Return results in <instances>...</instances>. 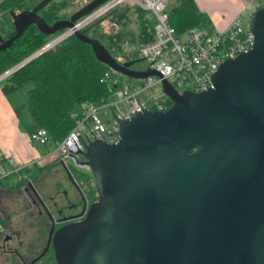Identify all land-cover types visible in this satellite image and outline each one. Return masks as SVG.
<instances>
[{
    "label": "water",
    "instance_id": "water-1",
    "mask_svg": "<svg viewBox=\"0 0 264 264\" xmlns=\"http://www.w3.org/2000/svg\"><path fill=\"white\" fill-rule=\"evenodd\" d=\"M50 1L8 11L13 34H0V50L29 25L51 35L105 0L48 24L38 11ZM115 11L73 36L125 78L156 75L131 68L142 58L117 62L86 35ZM247 26L251 47L218 65L212 88L177 92L162 80L165 110L122 119L117 139L87 141L75 153L81 161L71 154L89 170L97 201L78 226L54 231L56 264H264V8Z\"/></svg>",
    "mask_w": 264,
    "mask_h": 264
},
{
    "label": "trees",
    "instance_id": "trees-1",
    "mask_svg": "<svg viewBox=\"0 0 264 264\" xmlns=\"http://www.w3.org/2000/svg\"><path fill=\"white\" fill-rule=\"evenodd\" d=\"M87 1L52 0L38 11V14L45 22L51 24L56 20L67 18L73 10ZM34 2L35 0H0V13L29 9ZM65 7H67L66 10H62ZM69 8L72 9L68 11ZM123 9L121 11L117 9L111 16L86 32L88 37L97 39L117 62L130 60L128 56L131 52L123 49L122 43L135 41L137 43L134 49L136 54L137 47L152 38L151 19L143 17L138 9L131 7ZM166 10L168 22L176 35L193 26L210 29L209 18L197 8L193 0H172V4L170 2L166 6ZM127 11H130V14L134 16V32L116 29L117 23H126ZM105 21L106 23L97 32L98 34L92 33L95 26ZM1 24L3 25V23ZM106 24H109L110 27L105 26ZM0 34L4 39L10 37L13 34L11 24L3 25ZM50 36L40 33L34 25H29L7 48L0 50V74L12 69ZM109 75L117 78V82L124 77L96 60L89 45L72 35L5 75L0 80V90L7 95L23 88L30 121L34 122L36 127L44 128L48 133L49 140L53 142L64 137L69 131L75 117L73 113L77 107L90 102H98L108 95L114 86L108 83ZM23 171H28V169L25 167L17 169L15 171L17 177L15 180L13 178L11 183L0 180V189L20 190L23 182L20 173ZM24 204L25 202L21 205L26 210L25 219L30 224L36 220V236L39 238L44 230L42 220L37 217L34 220V217L29 215L28 207ZM4 223L5 221L3 222V218L0 217V226ZM27 226L29 227V225ZM28 250L26 249V254L32 249L29 252Z\"/></svg>",
    "mask_w": 264,
    "mask_h": 264
},
{
    "label": "built area",
    "instance_id": "built-area-1",
    "mask_svg": "<svg viewBox=\"0 0 264 264\" xmlns=\"http://www.w3.org/2000/svg\"><path fill=\"white\" fill-rule=\"evenodd\" d=\"M249 2L253 10L264 8V0H249ZM167 3L168 0H105L74 20L70 27L51 34L43 44L12 69L0 74L1 80L31 58L53 48L65 38L90 26L112 10H117L119 5L148 11L152 15V38L138 46L136 54L146 62V68L143 70L150 69L157 74L141 79L123 77L119 82L117 78L109 75L108 83L114 86L108 95L98 102L77 107L71 128L64 137L52 142V149L44 154V158L71 159V154L82 149L87 141H115L118 124L122 119H127L143 109L165 110L171 101L162 87L158 92L149 91L153 85H161L162 80L169 83L177 92L183 90L200 92L212 88L211 76L218 65L226 59L247 51L253 43V35L247 26L253 10L248 11V18H244V12L236 14L220 31L193 26L176 35L168 22ZM183 34L185 39L182 41L180 37ZM29 140L39 145H47L48 133L44 128L36 127L29 134ZM11 172V170H1L0 176Z\"/></svg>",
    "mask_w": 264,
    "mask_h": 264
},
{
    "label": "rangeland",
    "instance_id": "rangeland-1",
    "mask_svg": "<svg viewBox=\"0 0 264 264\" xmlns=\"http://www.w3.org/2000/svg\"><path fill=\"white\" fill-rule=\"evenodd\" d=\"M36 1L37 0H35V2ZM65 1H68V0H65ZM80 2H82V0H80ZM170 2L172 4V0H168L167 5H169ZM247 4H248V7H247ZM66 8L67 7H65L62 10L65 11ZM72 8H69L68 11H70ZM123 8H128V7L125 5L118 6L119 11L124 10ZM252 10H253L252 4L249 2V0H246L245 6L243 8L244 18H248V11H252ZM140 13L143 15V17L148 18V19L150 18L151 21L153 22V17L148 11H141ZM7 17L8 15L6 11L5 12L3 11L2 13H0V21L1 23H3L4 26H8L10 23V20L8 21L9 18ZM125 21L126 23L124 24L117 23L116 29L117 30L123 29L125 31L130 30L134 32L135 31V28H134L135 21H134V16L130 14V11H127V16L125 17ZM105 23L106 21L100 25L95 26L92 33H94L95 35L98 34L97 32L100 30L101 26H103ZM105 26L110 27L109 24H106ZM180 38L183 41L185 39V35L184 34L181 35ZM136 46H137V43L135 41H132L129 43L126 42V43L121 44V47L123 49L131 52V54L128 56L130 60L140 58L134 52V49L136 48ZM132 66L134 67V69L143 70L146 68V62L141 60V61H138L132 64ZM160 87H161L160 84H155L152 86L151 89H149V91L158 92V90H160ZM9 94H10L8 95L9 99L12 101L13 105L16 106L15 111H16V115L19 121L18 132H20L22 136L27 138L29 144L35 145V151L37 154H41L42 152H47L51 150L53 146V143L51 140H48V144L46 146L34 144L30 142L29 140V134L31 131L36 129V124L30 121L29 119V116L26 110V96H25L24 89L19 88ZM75 157L78 161H81L83 159L82 156L79 154H76ZM40 162L43 163L44 161L41 160ZM62 165L65 167H69L71 169L76 168L80 170L79 167H77L75 163L72 162L71 159H67V158L64 159L61 166ZM21 166L22 165H20L19 162L15 161L12 153H9L7 155H2V153L0 152V171L1 170H11L12 171V173H9L5 176H0L1 181L4 180L5 183H11L13 181V178L15 180L17 177V173H15L14 170L20 168ZM46 168H49L50 170V167H46ZM46 168H41V169H46ZM41 169H37V170H41ZM30 171H31L30 173H33L36 171V169H32ZM27 172L28 171H23L21 173V176H22L21 179H24V173L26 174ZM82 172H87V171L83 170ZM53 175H56V173L50 171L48 174L49 178H45V180H47V183L43 184V181L41 180L36 185L37 187H40L39 190L41 192V196L47 197L48 195H53L55 200L58 202V204L61 202L64 203L61 200L60 192H58L55 189V186L51 184L55 180L54 178H50ZM89 181H90V184L92 185L90 177H89ZM22 199L24 201L29 202V197H27L26 193L25 194L22 193L21 190L17 191V189H10V188L9 189L5 188L3 191L0 190V217L3 218V222L5 221L4 225H1L2 227L0 226V264H21L23 256L25 257V260H26L27 258L29 259L34 253V250L31 247L30 250L32 249V251L31 253L29 252L30 255L29 253L26 255V247L29 245L28 241L29 240L32 241L33 237L36 236L37 229L35 226H32V227L27 226L30 223L25 219L26 210L21 205ZM47 205L51 207L49 202H47ZM35 208L36 207L32 205V207H29L28 210L29 212L36 213ZM31 215L34 217L32 213ZM14 231H18L19 234L17 236L24 241L23 245L19 244L18 238L12 235ZM45 232H44V235H45ZM41 235H43V230H42ZM43 241H44V238H43ZM43 241L42 239H40L37 244Z\"/></svg>",
    "mask_w": 264,
    "mask_h": 264
},
{
    "label": "flooded vegetation",
    "instance_id": "flooded-vegetation-1",
    "mask_svg": "<svg viewBox=\"0 0 264 264\" xmlns=\"http://www.w3.org/2000/svg\"><path fill=\"white\" fill-rule=\"evenodd\" d=\"M131 68L134 69L133 66H131ZM64 159L57 158L52 160L46 166L50 167V170L45 167L46 169H36L33 173H24V179H22L23 182L20 190L22 193H26L27 197H29V202L23 199L21 201L22 203L25 202L24 206H27L28 209L32 207V205L36 207V213L29 212V215L32 213L34 215V220L35 217L41 218L44 227L43 235L39 238L34 236L32 241H28L29 245L26 249H29V252L32 247L34 253L29 259L27 258L25 260V257L23 258L24 264H56L51 247V238L54 231L67 224L75 225V227L78 226L83 221L88 206L97 201L93 184L91 185L89 181L90 173L88 169L82 167V165L76 164L74 161L72 162H74L80 170L76 168L71 169L63 165L61 166ZM83 170L87 172H82ZM50 171L56 173V175L50 177L55 179L51 184L60 192L61 200L64 203L61 202L58 204L53 195H48L47 197L41 196L40 187L36 185L41 180L43 184H46L47 180H45V178H49L48 174ZM47 202H49L51 207L47 205ZM35 224L36 220L33 224H29V227L35 226ZM18 234V231H14L12 235L18 238L19 244L23 245L24 241L17 236ZM40 239H42L43 242L37 244ZM33 259L36 260L33 262Z\"/></svg>",
    "mask_w": 264,
    "mask_h": 264
},
{
    "label": "crops",
    "instance_id": "crops-1",
    "mask_svg": "<svg viewBox=\"0 0 264 264\" xmlns=\"http://www.w3.org/2000/svg\"><path fill=\"white\" fill-rule=\"evenodd\" d=\"M193 1L197 8L203 11L209 18L210 29L220 31L228 25L236 14L244 12L243 8L246 0ZM1 29H3V25L0 21V30ZM8 95L10 94L5 95L0 90V152L2 155L12 153L15 161L22 165L20 168L22 169L25 167L28 169V172H31L30 170L32 169L45 168L52 160L44 158L46 152H42V155L37 154L35 145L29 144L27 138L18 132L19 121L15 111L16 106L13 105ZM41 160L44 162L41 163ZM4 189L5 188H1L0 190Z\"/></svg>",
    "mask_w": 264,
    "mask_h": 264
}]
</instances>
